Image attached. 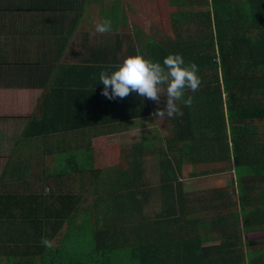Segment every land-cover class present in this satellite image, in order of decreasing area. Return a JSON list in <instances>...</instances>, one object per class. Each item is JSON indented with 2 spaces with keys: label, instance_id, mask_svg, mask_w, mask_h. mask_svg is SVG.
<instances>
[{
  "label": "trees",
  "instance_id": "16d2710c",
  "mask_svg": "<svg viewBox=\"0 0 264 264\" xmlns=\"http://www.w3.org/2000/svg\"><path fill=\"white\" fill-rule=\"evenodd\" d=\"M165 2L173 6L170 38L141 39L136 32L122 60L114 55L113 62L93 64V74L80 68L78 79L70 78L74 73L65 84L60 79L50 113L30 122L31 135L58 132L67 138L44 175L52 188L11 193L10 201L5 194L12 207L0 211V264H264V246L251 243L243 236L250 227L240 225L256 219L264 228V185L250 183L252 175H264V138L255 126L264 120V0ZM138 50L161 64L169 54H181L186 65H198L201 79L196 92L186 89L177 102L183 115L169 117L170 136L158 139L154 188L162 207L154 214L142 212L149 192L141 171L146 144H133L123 166L92 165V136L130 129L164 108L134 92L115 100L101 94L99 74L111 73ZM188 96L191 107L183 103ZM206 160L241 162L252 171L238 174L237 199L235 186H213L202 200L218 202L199 206L214 214L189 216L200 196L186 203L175 170L183 162ZM75 173L79 190L62 187L63 176ZM88 194L91 201L82 206ZM42 238L54 241V249L44 247Z\"/></svg>",
  "mask_w": 264,
  "mask_h": 264
},
{
  "label": "crops",
  "instance_id": "0c3cea01",
  "mask_svg": "<svg viewBox=\"0 0 264 264\" xmlns=\"http://www.w3.org/2000/svg\"><path fill=\"white\" fill-rule=\"evenodd\" d=\"M133 4L131 0H0V211L12 207L6 201L11 193L41 190L33 185L49 182L44 175L52 170L51 158L67 136L31 135L27 128L32 120L50 113L60 79L63 84L78 79L80 68L93 74L94 67L113 62L114 55L123 59L132 35ZM106 19L112 21V31L93 35L96 24ZM260 125H255L257 136L263 139ZM177 179L183 189L187 180ZM250 179L255 186L264 185V175Z\"/></svg>",
  "mask_w": 264,
  "mask_h": 264
},
{
  "label": "rangeland",
  "instance_id": "374dc122",
  "mask_svg": "<svg viewBox=\"0 0 264 264\" xmlns=\"http://www.w3.org/2000/svg\"><path fill=\"white\" fill-rule=\"evenodd\" d=\"M131 1L132 4L134 3L132 5V8L130 9V28L132 26V35L136 34V31H134L135 29L138 30L137 33L139 32L138 34H140L141 39L150 36L155 40H159L163 37L170 38L172 36V30L169 25L168 16L169 6L166 5L165 0ZM134 5L137 6V8H135ZM131 33L129 35H131ZM152 102L156 103L154 101ZM161 102L165 106L166 97L162 96ZM169 120L170 119L169 117L167 118V114H165L164 116H153L151 119L136 122V124H134V126L130 129H122L111 133H99L95 136H92L90 140L94 157L92 165L96 168H105L106 166L108 167L111 165L123 166L126 164V157H123V155H126L128 151L131 150L133 144L139 142L146 144V148H144L145 152L141 157L142 178L147 184L146 186L149 188L147 201L143 202L144 204L142 205V212L145 213L154 214L162 207V202H160L161 199L158 196V190L154 188V185L157 184L158 174L160 172L158 160L159 155L156 149L158 147L159 138L165 139L170 136V132L168 131L170 128ZM258 124H261L260 128L264 133V121L258 122ZM158 130L160 131V133H158ZM44 158L45 163H47L49 158L47 157V155H44ZM231 163L232 160H206L198 161L197 163L191 162V164H182L180 166V169L175 170L176 178H181L185 181L187 180L182 186L184 197L187 200L186 203H191V201H193V197L200 196V203L198 205L195 203V206L198 207H194L193 211L188 213L189 216L207 218L210 217V215L214 214V210L210 209L209 207H206V210L200 207L201 205H204V203H207L206 205H209L210 203L218 202L216 200H213L211 202H209L210 200H202V198L206 196V194H209L210 191L207 190H209L212 186L217 189L225 187L227 189H232L233 186H235L236 189L234 188V194L235 198L237 199L236 183L237 180L240 179L238 177V174L247 172L248 170L252 171V169L245 163L241 162H234V164L232 163L233 169H231L228 167ZM197 170L214 172H210L211 174L206 173L203 176L198 175V177L195 176L196 174L193 175V172ZM79 174L75 173L74 175H68L65 177L63 176L62 182H60L61 186L65 187L66 189L79 190ZM85 177L86 176L82 174V179H85ZM53 186V180L50 178L49 182H47L45 185L41 182L39 184L33 185V188L37 189L39 187V189L47 191ZM212 192L214 191H211V193ZM90 201L91 196H89L88 194L85 200L82 201L81 205L84 206L86 204H89ZM255 220L249 219V222L243 223L242 221H240L241 228L250 227V229H244L245 231L243 233V236L249 237L251 243H259L264 246V228L260 229L261 227L259 226L260 222L262 221ZM210 241L215 242L217 241V239L209 240L207 242Z\"/></svg>",
  "mask_w": 264,
  "mask_h": 264
},
{
  "label": "clouds",
  "instance_id": "9594fccd",
  "mask_svg": "<svg viewBox=\"0 0 264 264\" xmlns=\"http://www.w3.org/2000/svg\"><path fill=\"white\" fill-rule=\"evenodd\" d=\"M111 31L112 21L106 19L96 24L93 35ZM113 68L111 73L102 71L99 74L100 83L104 86L101 94L115 100L124 99L134 92L157 104H160L162 96L166 97L164 108L158 109L153 113L154 116H182L183 112L177 102L182 100L186 89L196 92L201 85L198 65L194 62L186 65L183 56L178 53L169 54L161 64L145 58L138 50V54L127 56ZM183 103L191 107L193 97L188 96ZM41 244L50 249L55 247L54 241L47 238H42Z\"/></svg>",
  "mask_w": 264,
  "mask_h": 264
}]
</instances>
